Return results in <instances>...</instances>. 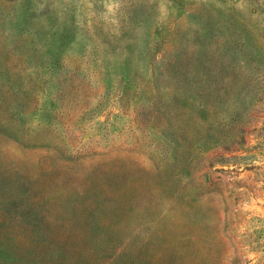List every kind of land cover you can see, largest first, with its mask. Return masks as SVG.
<instances>
[{
	"label": "rangeland",
	"instance_id": "obj_1",
	"mask_svg": "<svg viewBox=\"0 0 264 264\" xmlns=\"http://www.w3.org/2000/svg\"><path fill=\"white\" fill-rule=\"evenodd\" d=\"M1 252L264 264V0H0Z\"/></svg>",
	"mask_w": 264,
	"mask_h": 264
},
{
	"label": "trees",
	"instance_id": "obj_2",
	"mask_svg": "<svg viewBox=\"0 0 264 264\" xmlns=\"http://www.w3.org/2000/svg\"><path fill=\"white\" fill-rule=\"evenodd\" d=\"M241 124V123H240ZM45 222H47V220H45ZM48 222H51V221H48ZM67 224H71V222L69 221V220H67V221H65ZM47 226H50L48 223L46 224ZM55 228H51L50 227V229H47V230H50L51 232L52 231H56V230H58V231H63L64 233L66 232V228L65 227H62V225H60V224H58V226L56 225V224H54L53 225ZM81 229H82V231L81 232H84V234H86L87 233V225L83 222V223H81ZM2 252L0 253V263H1V258H2ZM54 258L55 259H60L61 258V256H60V254H56L55 256H54Z\"/></svg>",
	"mask_w": 264,
	"mask_h": 264
}]
</instances>
